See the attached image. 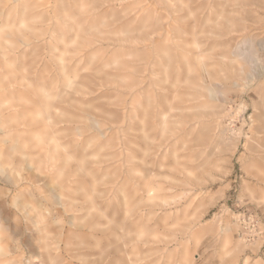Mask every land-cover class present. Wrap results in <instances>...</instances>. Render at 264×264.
I'll use <instances>...</instances> for the list:
<instances>
[{"label": "rangeland", "instance_id": "rangeland-1", "mask_svg": "<svg viewBox=\"0 0 264 264\" xmlns=\"http://www.w3.org/2000/svg\"><path fill=\"white\" fill-rule=\"evenodd\" d=\"M0 119V264H264V0H0Z\"/></svg>", "mask_w": 264, "mask_h": 264}, {"label": "bare ground", "instance_id": "bare-ground-1", "mask_svg": "<svg viewBox=\"0 0 264 264\" xmlns=\"http://www.w3.org/2000/svg\"><path fill=\"white\" fill-rule=\"evenodd\" d=\"M17 1H18V0H17ZM71 5H72V4H71ZM18 7H19V6H18ZM54 7H55V6H54ZM154 8H155V7H154ZM49 11H50V10H49ZM64 15H65V14H64ZM51 21H52V20H51ZM169 23H170V22H169ZM67 29H68V28H67ZM79 30H80V29H79ZM184 73H185V72H184ZM156 80H157V79H156ZM159 82H160V81H159ZM60 91H61V90H60ZM170 92H171V91H170ZM186 94H187V93H186ZM190 94H191V93H190ZM166 95H167V94H166ZM166 95H165V96H166ZM196 105H197V104H196ZM191 106H192V105H191ZM161 108H162V107H161ZM15 112H16V111H15ZM5 117H6V116H5ZM50 119H51V118H50ZM0 120H1V119H0ZM52 120L54 121V119H52ZM55 121H56V120H55ZM54 123H56V122H54ZM43 125H44V124H43ZM97 125H99V123H98ZM1 126H2V125H1ZM29 126H30V125H29ZM36 126H37V125H36ZM41 126H42V124H41ZM49 126H50V125H49ZM100 126H101V125H100ZM34 127H35V125H34ZM89 127H90V126H89ZM94 127H95V126H94ZM11 128H13V127H11ZM15 128H16V127H15ZM18 128L20 129L19 126H18ZM24 128H26V126H25ZM28 128H31V127H28ZM42 128H43V127H42ZM5 129H7V128H5ZM13 129H14V128H13ZM26 129H27V128H26ZM31 129H32V128H31ZM38 129H39V127H38ZM38 129H36V131H37ZM9 130H10V129H9ZM28 130H30V129H28ZM13 131H14V130H12L10 133H12ZM34 131H35V129H34ZM4 132H6V130H5ZM14 132H15V131H14ZM14 132H13V133H14ZM17 132H18V131H17ZM24 132L27 133V131H24ZM30 132H32V130H31ZM6 133H7V132H6ZM15 133H16V132H15ZM35 133H36V132H35ZM79 133H82V131L79 132ZM16 134H17V133H16ZM19 134H20V133H19ZM32 134H33V133H32ZM32 134H31V135H32ZM14 135H15V134H14ZM20 135H21V134H20ZM20 135H19V136H20ZM80 135H81V134H80ZM80 135H79V136H80ZM9 136H10V135H9ZM16 136H17V135H16ZM19 136H18V137H19ZM33 136H34V135H33ZM91 136H92V134H91ZM91 136H90V137H91ZM83 137H84V136H83ZM21 138H22V137H21ZM24 138H26V137H24ZM30 138H31V136H30ZM30 138H29V140H30ZM34 138H35V136H34ZM34 138H33V139H34ZM27 139H28V138H27ZM30 141H32V140H30ZM105 141H106V140H105ZM32 142H33V141H32ZM59 142H60V141H59ZM78 143H79V142H78ZM60 144H61V143H60ZM64 144H65V143H64ZM26 149H27V148H26ZM53 166H54V165H53ZM50 168H51V167H50ZM70 170H71V169H70ZM63 176H64V175H63ZM45 177H46V176H45ZM58 186H59V185H58ZM30 193H31V192H30ZM31 194H32V193H31ZM26 200H27V199H26ZM30 200H32V199H30ZM27 201H28V200H27ZM28 203H29V202H28ZM20 207H21V206H20ZM18 209H19V208H18Z\"/></svg>", "mask_w": 264, "mask_h": 264}]
</instances>
